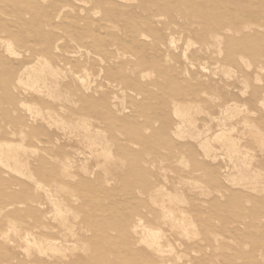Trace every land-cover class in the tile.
Returning a JSON list of instances; mask_svg holds the SVG:
<instances>
[{"label": "rangeland", "instance_id": "374dc122", "mask_svg": "<svg viewBox=\"0 0 264 264\" xmlns=\"http://www.w3.org/2000/svg\"><path fill=\"white\" fill-rule=\"evenodd\" d=\"M0 143V264H264V0H0Z\"/></svg>", "mask_w": 264, "mask_h": 264}, {"label": "bare ground", "instance_id": "6f19581e", "mask_svg": "<svg viewBox=\"0 0 264 264\" xmlns=\"http://www.w3.org/2000/svg\"><path fill=\"white\" fill-rule=\"evenodd\" d=\"M219 43V42H218ZM10 48V47H9ZM48 63H50V62H48ZM47 63V64H48ZM46 63H43V65L36 71V74L34 75V77H35V80H34V83H39V82H41V83H46V84H48L47 83V80H48V78H50V79H53V78H59V76H60V74H59V72L57 71V68L55 69V68H53V67H51V66H49V65H47ZM234 70V69H233ZM34 71H35V68H34ZM34 83H33V85H34ZM48 85H50V84H48ZM48 85L46 86V88H48ZM52 85H50V88L52 89V88H55V87H57L56 85H54L53 87H51ZM49 89V88H48ZM58 89H59V87H58ZM57 89V90H58ZM52 91H53V89H52ZM55 91V90H54ZM51 93V92H50ZM187 107V106H186ZM238 107V106H237ZM38 109V108H37ZM37 109H35V110H33V111H31V112H33V113H35L36 115H38L40 118L39 119H41L44 123H46V124H48V125H51V126H55L56 128H59V129H62L63 131H64V133H65V135L67 134V135H69L71 132H72V129H71V127H70V125H68L67 123L65 124L64 123V121H62V120H60L59 118H57V116H54V115H52L51 113L49 114V113H47V112H45V113H47V114H44V113H42V112H40L39 110H37ZM183 109V108H182ZM179 110V109H178ZM186 110H188V109H186ZM175 111H177V110H175ZM183 111V110H182ZM180 112V111H179ZM185 112H187V111H185ZM184 112V113H185ZM245 112V111H244ZM178 113V112H177ZM56 115V114H55ZM182 115V114H181ZM180 116V115H179ZM183 116H185L186 117V114H184ZM190 117V116H189ZM188 117V118H189ZM186 118H184V120L183 121H188L189 123H190V125H191V127L194 125V123H193V121L192 120H185ZM40 120V121H41ZM195 127V126H194ZM178 128H181V125L179 124V126H178ZM197 129V128H196ZM222 132V131H221ZM193 133V132H192ZM224 133V132H223ZM228 133H230V132H228ZM198 134V133H197ZM220 134V133H219ZM202 135V134H201ZM217 136V135H216ZM214 137V136H213ZM200 138V137H199ZM214 138H216V137H214ZM219 138V137H218ZM226 138V137H225ZM221 139H224V137L222 138V136H221V138H220V140ZM80 140V139H79ZM96 140H97V138L95 137V138H92V139H89L87 142H78L79 144H83L85 147L87 146L88 147V153L90 154V156H98L97 155V153H96V148H95V150L93 149L95 146H96ZM207 140L205 139V141L202 143V148L203 149H206V147H209L210 146V144L208 145L207 144V142H206ZM213 141V140H212ZM216 141V143H217V140H215ZM222 141V140H221ZM220 141V142H221ZM224 141V140H223ZM209 142V141H208ZM226 142V141H225ZM214 144V142H211V144ZM206 146L205 148H204V145ZM221 144V143H220ZM3 145H5V146H7V150H4V148H3ZM214 146V145H213ZM221 146H222V144H221ZM224 146V145H223ZM222 146V147H223ZM211 147V146H210ZM210 147H209V149H210ZM226 147V146H225ZM228 147V146H227ZM231 147V146H230ZM234 147V146H233ZM238 147V146H237ZM213 148L214 147H211V149L213 150ZM13 148H12V146L11 145H9V144H4V143H0V161H2L7 167H11L12 168V170L14 169L18 174H20V175H22V174H24V173H26V171H24L25 170V168H26V166L20 161V159H19V155H18V153H17V151L16 150H12ZM229 149V148H228ZM232 149V148H231ZM239 149H241V148H239ZM238 149V150H239ZM18 150V149H17ZM207 150V149H206ZM216 150V149H215ZM218 150V149H217ZM235 150V149H234ZM238 150L236 151V152H238ZM211 151V150H210ZM225 151V150H224ZM223 150H222V153L224 152ZM228 151V150H227ZM242 151V150H241ZM19 152V151H18ZM212 152V151H211ZM216 152V151H215ZM232 152H233V150L230 152V154H232ZM236 152H234V153H236ZM244 152V151H243ZM22 153V152H21ZM24 153H25V150H24ZM81 153H83L84 154V152H81ZM220 153V152H219ZM229 153V152H228ZM245 153V152H244ZM252 153V152H251ZM210 154V153H209ZM212 154V153H211ZM214 154V153H213ZM221 154V153H220ZM225 154V153H224ZM248 154V153H247ZM104 155H107V153H104ZM217 156V155H216ZM229 156V155H228ZM232 156H234L233 154H232ZM236 156V155H235ZM85 157V156H84ZM230 157V156H229ZM251 157V156H250ZM75 158V157H74ZM87 158V157H86ZM242 158H243V156H242ZM257 158V157H256ZM231 159V158H230ZM246 159H248V158H246ZM73 160V159H72ZM232 160V159H231ZM237 160V159H236ZM241 160V159H240ZM11 161H13V164H10V162ZM241 161H243L244 162V160H241ZM248 161V160H247ZM250 161V160H249ZM248 161V162H249ZM108 162H109V160H108ZM233 162V161H232ZM236 163H237V161H235ZM233 163V165L234 164H236V163ZM239 162V161H238ZM65 163V162H64ZM68 163H70V162H68ZM107 163V162H106ZM245 163V162H244ZM247 163V162H246ZM242 165H243V163H241ZM67 165V164H66ZM237 166L238 165H240L239 163L238 164H236ZM242 165H240V167L242 166ZM244 165H246V166H248L247 164H244ZM69 166V165H68ZM106 166V165H105ZM234 167H235V165H234ZM239 166H238V170H239V168H240ZM249 167H251L250 165H249ZM248 167V168H249ZM107 168V167H106ZM243 168H245V166H243L241 169H240V171L243 169ZM27 169V168H26ZM233 169H235V171H236V173H238L237 171V168L235 167V168H233ZM232 169V170H233ZM231 170V171H232ZM246 170V169H245ZM87 171V170H86ZM85 171V172H86ZM233 172V171H232ZM251 172H253L252 170H251ZM250 172V173H251ZM241 173V177L240 176H238V177H240L242 180H244V181H246L247 182V184H249L251 187H257V185H258V179H257V175L255 174H251V175H249V174H246V172L245 171H241L240 172ZM254 173V172H253ZM239 174V173H238ZM231 175V174H230ZM237 176V175H236ZM235 176V177H236ZM257 176V177H256ZM239 179V178H238ZM237 179V180H238ZM166 181V180H165ZM195 182V181H194ZM245 182V183H246ZM186 185V184H185ZM39 187V186H38ZM187 188V187H186ZM55 194V193H54ZM59 194V193H58ZM57 195V194H56ZM56 199V198H55ZM48 201L50 202V205H51V207H52V209L54 210V218H57V219H59L60 221H61V223L63 224L62 225V227H63V229H64V226L67 224L66 222H67V217H66V210H67V208L65 209V207H63V205L62 204H58L57 202H56V200H52L51 198H49L48 199ZM155 201V200H154ZM163 204V203H162ZM161 205V204H160ZM66 207H67V205H66ZM52 210V211H53ZM174 210V209H173ZM166 214H165V217L166 218H168L169 219V221H171L172 222V228H175V229H181V231L182 230H184V229H186L187 230V228H184L185 226V224H183V226H182V222L180 223L179 221L177 222V220L178 219H176L175 217H173V214L171 213V212H165ZM176 214V213H175ZM69 216V215H68ZM175 216V215H174ZM49 217V216H48ZM183 216H181V218H179V219H183L182 218ZM162 218V217H161ZM186 219H185V217H184V221H185ZM168 221V222H169ZM73 222V221H72ZM164 222H165V219H164ZM167 222V221H166ZM57 223V222H56ZM66 223V224H65ZM68 223H70V222H68ZM185 223H186V221H185ZM169 224H170V222H169ZM165 225V224H164ZM187 225V224H186ZM190 225H191V223H190ZM69 226V225H68ZM188 226V225H187ZM67 227V226H66ZM68 228H70V227H68ZM171 228V227H170ZM66 229V228H65ZM71 229V228H70ZM69 229V231L71 232V230ZM174 229V230H175ZM68 230V229H67ZM73 230V229H72ZM172 231V230H171ZM179 231V230H178ZM188 231H189V229H188ZM12 232V231H11ZM73 232V231H72ZM159 232H161V231H155L154 229L152 230V229H148L147 231H146V235H145V237L143 238V240L145 241V242H147L148 243V247H150L151 249H153V250H155L156 248L155 247H158V246H160V244L158 243V241H156V240H158L157 239V237H159ZM183 232V231H182ZM15 233H16V231H15ZM190 232H188V234H189ZM194 233V232H193ZM161 234V233H160ZM177 234V233H176ZM186 234V233H185ZM72 235H74V234H72ZM178 235V234H177ZM143 236V235H142ZM164 236V235H163ZM180 236V235H179ZM184 237V236H183ZM188 237V236H187ZM24 238H26V237H24ZM14 239V238H13ZM160 239V238H159ZM189 239V238H188ZM23 240V239H22ZM63 240V239H62ZM14 241V240H13ZM16 242V241H15ZM52 242V241H51ZM67 243V241L66 240H64L62 243H60L59 245H56V244H53V243H48L46 240H44L43 238H36L34 235H33V238H28V239H26V244H28V246L29 247H34V248H36V249H38L39 251V253H42V254H45V255H47V256H49V257H52V256H54V255H57L58 253H61L63 250H67L68 248H69V246L66 244ZM156 243H158L159 245H157ZM155 245H157V246H155ZM17 246V245H16ZM27 246V247H28ZM76 245L75 244H73L72 245V248L73 247H75ZM20 247V246H19ZM161 247L162 246H160V249H161ZM26 248V247H25ZM76 248V247H75ZM160 249H156L157 251H160V252H162ZM32 250V249H31ZM23 251V250H22ZM28 251H29V249H28ZM27 251V252H28ZM33 251H34V249H33ZM25 252V251H24ZM164 252V251H163ZM169 252V251H168ZM29 253H30V251H29ZM63 253H64V251H63ZM62 253V254H63ZM41 254V255H42ZM166 254V253H165ZM181 254V253H180ZM161 255H162V253H161ZM175 254H173L172 256H174ZM44 256V255H43ZM60 256V255H59ZM178 256V255H177ZM61 257V256H60ZM59 258V257H58ZM70 258V257H69ZM160 258V257H159ZM54 259V258H53ZM60 259V258H59ZM58 259V260H59ZM174 259V258H173ZM54 260H56V259H54ZM167 260V259H166ZM165 260V261H166ZM175 261V260H174ZM175 263V262H174Z\"/></svg>", "mask_w": 264, "mask_h": 264}, {"label": "crops", "instance_id": "0c3cea01", "mask_svg": "<svg viewBox=\"0 0 264 264\" xmlns=\"http://www.w3.org/2000/svg\"><path fill=\"white\" fill-rule=\"evenodd\" d=\"M11 168V167H10ZM12 169V168H11ZM13 171H15L14 169H13ZM16 172V171H15ZM17 173V172H16ZM23 176L24 175H26V173H24V174H22ZM36 238H41V237H37V236H35Z\"/></svg>", "mask_w": 264, "mask_h": 264}]
</instances>
